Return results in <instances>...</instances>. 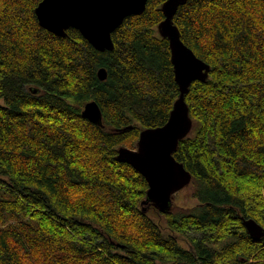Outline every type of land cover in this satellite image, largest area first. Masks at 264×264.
Returning a JSON list of instances; mask_svg holds the SVG:
<instances>
[{
    "label": "trees",
    "instance_id": "16d2710c",
    "mask_svg": "<svg viewBox=\"0 0 264 264\" xmlns=\"http://www.w3.org/2000/svg\"><path fill=\"white\" fill-rule=\"evenodd\" d=\"M165 1L101 51L76 28L41 26V0H0V264H264V236L244 223L264 227V0H188L173 17L210 64L185 94L193 126L173 153L192 174L187 202L143 205L145 176L117 158L180 95ZM90 101L101 125L82 113Z\"/></svg>",
    "mask_w": 264,
    "mask_h": 264
},
{
    "label": "water",
    "instance_id": "95a60500",
    "mask_svg": "<svg viewBox=\"0 0 264 264\" xmlns=\"http://www.w3.org/2000/svg\"><path fill=\"white\" fill-rule=\"evenodd\" d=\"M188 0H166L162 5L165 18L159 23V33L169 39L171 59L180 95L174 103L168 121L158 127L141 131L137 148L121 146L118 160L127 162L143 174L149 184L147 196L142 204L152 205L157 211L167 212L173 208L174 194L188 186L192 174L174 156L181 139L189 134L193 126L185 94L195 80H206L210 64L200 59L181 38V32L174 23V15L180 5ZM148 0H41L36 7L41 26L66 36L70 27L78 29L98 50H112V33L132 15L141 14ZM182 53V71H177V52ZM101 80L107 78L106 68L98 72ZM36 92L37 90H33ZM83 115L101 125L103 114L96 101L86 103ZM179 114V119H177ZM144 212L148 211L143 207ZM249 234L258 239L264 236V227L250 218L244 221Z\"/></svg>",
    "mask_w": 264,
    "mask_h": 264
},
{
    "label": "rangeland",
    "instance_id": "374dc122",
    "mask_svg": "<svg viewBox=\"0 0 264 264\" xmlns=\"http://www.w3.org/2000/svg\"><path fill=\"white\" fill-rule=\"evenodd\" d=\"M191 192H192V188L187 187V188L182 189L177 194H175L176 196L174 197V206L175 205H181V204L187 202ZM253 264H260V263H253Z\"/></svg>",
    "mask_w": 264,
    "mask_h": 264
},
{
    "label": "snow or ice",
    "instance_id": "6c2138e0",
    "mask_svg": "<svg viewBox=\"0 0 264 264\" xmlns=\"http://www.w3.org/2000/svg\"><path fill=\"white\" fill-rule=\"evenodd\" d=\"M177 71L178 73L182 71V53L177 52ZM177 119H179V114H177Z\"/></svg>",
    "mask_w": 264,
    "mask_h": 264
}]
</instances>
